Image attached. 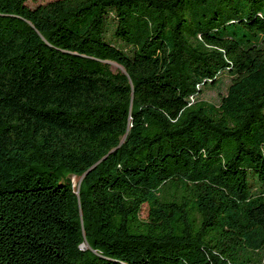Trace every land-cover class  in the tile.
<instances>
[{
  "label": "trees",
  "instance_id": "trees-1",
  "mask_svg": "<svg viewBox=\"0 0 264 264\" xmlns=\"http://www.w3.org/2000/svg\"><path fill=\"white\" fill-rule=\"evenodd\" d=\"M0 264H264V0H0Z\"/></svg>",
  "mask_w": 264,
  "mask_h": 264
},
{
  "label": "rangeland",
  "instance_id": "rangeland-1",
  "mask_svg": "<svg viewBox=\"0 0 264 264\" xmlns=\"http://www.w3.org/2000/svg\"><path fill=\"white\" fill-rule=\"evenodd\" d=\"M50 1L53 0H26V6L30 9H34L37 6L46 4ZM109 68L113 72H115L116 70H120L119 67L114 63H110ZM230 80L231 78L227 73L222 74L214 86H207L202 90L200 100L217 105L219 102V98L225 95L226 89L230 84ZM70 180L74 189L79 186V180H76L75 178H71ZM146 214L147 207L143 206L140 218L145 219Z\"/></svg>",
  "mask_w": 264,
  "mask_h": 264
},
{
  "label": "water",
  "instance_id": "water-1",
  "mask_svg": "<svg viewBox=\"0 0 264 264\" xmlns=\"http://www.w3.org/2000/svg\"><path fill=\"white\" fill-rule=\"evenodd\" d=\"M106 63H107V64H110V62H106ZM118 67H119V66H118ZM119 69H120V71H122L123 73H125L124 70H123L122 68L119 67ZM80 182H81V179L79 180V183H80ZM83 248H85V246H82V249H83Z\"/></svg>",
  "mask_w": 264,
  "mask_h": 264
}]
</instances>
